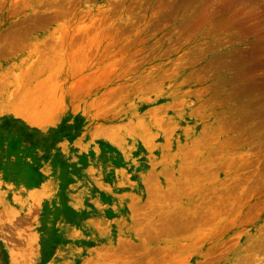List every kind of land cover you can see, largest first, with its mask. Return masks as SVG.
Segmentation results:
<instances>
[{
    "label": "rangeland",
    "instance_id": "rangeland-1",
    "mask_svg": "<svg viewBox=\"0 0 264 264\" xmlns=\"http://www.w3.org/2000/svg\"><path fill=\"white\" fill-rule=\"evenodd\" d=\"M0 264H264V0H0Z\"/></svg>",
    "mask_w": 264,
    "mask_h": 264
},
{
    "label": "bare ground",
    "instance_id": "bare-ground-1",
    "mask_svg": "<svg viewBox=\"0 0 264 264\" xmlns=\"http://www.w3.org/2000/svg\"><path fill=\"white\" fill-rule=\"evenodd\" d=\"M22 177V176H21ZM19 184V183H18ZM48 184V183H47ZM28 186V185H27ZM69 216H70V214H68ZM73 216V215H72ZM70 219V218H69ZM72 219H74V218H72ZM75 220V219H74ZM72 221V220H71ZM67 222V221H66ZM57 224V223H56ZM48 229V228H47ZM48 232V231H47ZM50 232V231H49Z\"/></svg>",
    "mask_w": 264,
    "mask_h": 264
}]
</instances>
